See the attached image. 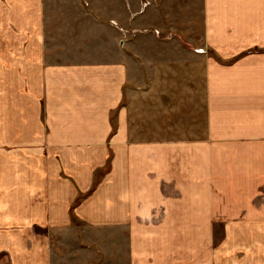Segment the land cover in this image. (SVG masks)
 <instances>
[{"label": "crops", "instance_id": "crops-1", "mask_svg": "<svg viewBox=\"0 0 264 264\" xmlns=\"http://www.w3.org/2000/svg\"><path fill=\"white\" fill-rule=\"evenodd\" d=\"M199 1L0 0V264H264V0Z\"/></svg>", "mask_w": 264, "mask_h": 264}, {"label": "rangeland", "instance_id": "rangeland-1", "mask_svg": "<svg viewBox=\"0 0 264 264\" xmlns=\"http://www.w3.org/2000/svg\"><path fill=\"white\" fill-rule=\"evenodd\" d=\"M91 1L94 2L91 4L90 12L95 19L98 18V11L102 12L104 10L100 15H105L108 18L114 17L116 13L123 15V11L125 12V8L127 7L126 10H131L133 14H138L134 18L143 20L137 24L142 29L139 30L140 32L152 29L151 31H153L157 39L168 40L170 42L176 39L187 49L203 48L202 15L199 0H165L168 2V6H166V2L163 0H154V7L156 8L153 12L154 16L150 18L151 22L145 21L147 16L145 12V0H138L137 4L132 6L131 9L127 6L129 0H106L103 9L97 7V0ZM119 1L122 2L123 6L117 5ZM154 28L159 30L155 31Z\"/></svg>", "mask_w": 264, "mask_h": 264}]
</instances>
